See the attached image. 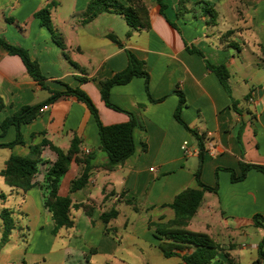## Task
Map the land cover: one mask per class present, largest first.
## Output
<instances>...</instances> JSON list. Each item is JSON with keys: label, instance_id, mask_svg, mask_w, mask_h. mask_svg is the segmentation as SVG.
<instances>
[{"label": "crops", "instance_id": "crops-1", "mask_svg": "<svg viewBox=\"0 0 264 264\" xmlns=\"http://www.w3.org/2000/svg\"><path fill=\"white\" fill-rule=\"evenodd\" d=\"M91 1L0 0V37L26 50L45 78L42 86L21 58L0 44V98L5 104L0 110V145L14 142L18 133L15 126L3 133L5 119L68 86L88 94L106 126L127 123V113L132 114L135 153L122 166L106 170L109 157L86 104L62 96L42 108L37 119L21 126L23 145L0 147V215L3 209L11 210L18 225L1 251L0 264H185L182 256L193 250L166 257L161 245L172 243L159 233L175 219L170 207L175 198L184 190L201 189L196 178L201 163L198 141L175 117L180 94L186 100L182 120L204 139L200 180L216 188L205 193L188 229L207 234L223 248L208 264H264L259 254L264 229L254 222L256 215L264 217V173L252 169L245 179L233 182L228 171L241 176V163L264 166V0H190L195 5L182 16L178 0H163L166 17L155 1L144 0L151 29L134 31L130 37L125 19L115 14L86 22ZM50 2L56 4L52 21L65 51L35 17ZM205 6L216 11L215 26L207 24ZM228 32L232 34L226 37ZM188 48L201 51L212 65L227 67L230 93L205 59ZM127 50L145 62L150 89L147 93L142 77L113 87L111 103L124 113L105 105L101 82L127 68ZM74 138L81 140L82 154L90 157V180L71 193V183L87 168L86 163L72 162L60 180L59 195L91 208H72L74 226L54 235L45 198L46 176L57 155L49 148L43 151L45 163L39 166L36 186L26 193L13 192L1 172L11 156H27L45 139L68 151ZM186 141L189 155L181 149ZM209 142L216 147L213 153ZM113 209L119 216L104 223L101 215ZM2 230L0 218V241Z\"/></svg>", "mask_w": 264, "mask_h": 264}, {"label": "trees", "instance_id": "trees-1", "mask_svg": "<svg viewBox=\"0 0 264 264\" xmlns=\"http://www.w3.org/2000/svg\"><path fill=\"white\" fill-rule=\"evenodd\" d=\"M161 8V14L166 17L165 10L167 5L163 0H153ZM179 15L182 16L187 13L195 4L190 0H178ZM55 2L48 3L43 9L36 13L35 17L40 20V24L46 27L54 41L64 51L66 49L63 37L58 34L52 21V8L55 7ZM204 12L209 16L207 24L209 26H215L217 21V13L214 9L204 7ZM101 14H117L121 15L130 31L127 33V37H130L134 31H142L151 29L150 10L144 0H92L89 3L87 11L84 14L86 22H92ZM170 22V21H169ZM174 27L175 25L172 24ZM232 32H228L226 37H229ZM114 42L119 43L117 38L113 35L109 36ZM0 44L9 51L11 55H15L21 58L29 75L44 86L45 78L41 73L40 66L36 61H33L28 52L21 47L14 46L8 43L6 40L0 37ZM234 45V44H230ZM235 46V45H234ZM190 53L197 54L204 57L203 53L196 48H188ZM67 56V55H66ZM128 66L122 72L116 73L111 79H107L101 82V96L105 105L115 111L125 112L121 108L113 105L110 100L111 90L118 85H125L131 82L135 77H142L146 81V91L149 93L150 89V76L146 69L145 62L139 60L134 53L127 50ZM68 57V56H67ZM207 67L210 71L214 72L220 79L223 87L230 93V86L228 80L230 73L226 66H215L209 63L206 59ZM81 82H84L85 78H79ZM62 96H73L79 101L87 105L99 128V136L101 146L104 152L109 157V163L103 166L106 170H112L115 167L122 166L136 150L134 141V129L136 127L135 117L127 113L130 116V120L127 123L116 124L106 126L103 124L99 111L95 104L80 88H70L67 86L64 92H52V96L40 104L34 106H25L15 112L12 116L5 119L2 124V131L6 133L11 126H15L17 129V138L14 142L6 145H0V147H13L15 145H23L24 140L20 132V128L24 124L33 122L40 114L42 108L55 102ZM186 105V100L182 94H180V103L177 108L175 117L177 121L183 124L188 130H190L198 141L199 156L201 158L200 167L196 174L197 181L201 187L200 190L187 189L181 192L170 205L175 212V219L170 221L166 226L159 230L162 237L171 241L172 244H162L161 248L166 257L178 255L176 251H185L187 249L193 250L190 254L182 256L185 264H208L217 255V253L223 248L217 244L210 236L204 233L193 232L188 229L191 220L197 214L207 191H216V188H210L205 186L200 180V172L202 167V159L205 153V147L203 142V136H199L198 133L189 128V126L182 120L181 111ZM5 108L3 100L0 98V110ZM49 148L57 155L56 162L48 170L46 176V198L45 207L52 215V219L55 225L53 234L56 235L63 229H70L74 226V221L71 218V209L76 208H91L87 204H73L71 197H61L59 195V183L61 178L68 172L72 162L77 164L86 163L87 168L82 175L71 183V193H75L83 189L90 180V157H85L81 151V140L74 138L72 140L70 149L64 151L61 148L56 147L49 140L45 139L41 144L31 147L27 156H11L6 162L4 170L1 172V176L4 178L5 183L13 190V192L26 193L36 186L35 178L39 173V166L44 162L42 159L43 151ZM242 175L237 176L235 171L228 170L232 173V181L239 182L246 178L247 173L256 169L264 173V166L251 165L241 163ZM2 199H5L4 195H1ZM127 204L133 206L136 211L140 208L134 201H127ZM13 212L9 209H3L0 218L3 221L2 238L0 241V254L2 249L7 245L11 239L13 231L17 230V222L12 216ZM119 216V211L113 209L109 212H105L101 215V219L104 223L109 224L112 220ZM254 222L257 227L264 229V217L256 215ZM159 228V227H158ZM111 231L107 229V233ZM259 254L264 257V238L259 246ZM226 256L230 258V255L226 253ZM88 261L90 256L87 257Z\"/></svg>", "mask_w": 264, "mask_h": 264}, {"label": "built area", "instance_id": "built-area-1", "mask_svg": "<svg viewBox=\"0 0 264 264\" xmlns=\"http://www.w3.org/2000/svg\"><path fill=\"white\" fill-rule=\"evenodd\" d=\"M208 138H211V134H208ZM189 143L186 141V142H184L183 144H182V146H181V149H182V151L185 153V154H187V155H189L190 154V148H189ZM208 150H209V152L210 153H213V152H215L216 151V147H215V145L213 144V142H209L208 143Z\"/></svg>", "mask_w": 264, "mask_h": 264}, {"label": "rangeland", "instance_id": "rangeland-1", "mask_svg": "<svg viewBox=\"0 0 264 264\" xmlns=\"http://www.w3.org/2000/svg\"><path fill=\"white\" fill-rule=\"evenodd\" d=\"M53 8H54V7H53ZM53 8H52V10H53ZM65 10H67V9L61 10V13H62V14H63V13L65 14ZM64 14H63V15H64ZM116 15H117V14H116ZM117 18H119L120 20H124V19L122 18L121 15H117ZM123 22H125V21H123ZM195 227H196V225L192 226L191 228L194 229ZM196 229H200V228L197 227ZM17 240H18V239H17ZM125 243L128 244L129 241L126 239V240H125Z\"/></svg>", "mask_w": 264, "mask_h": 264}]
</instances>
